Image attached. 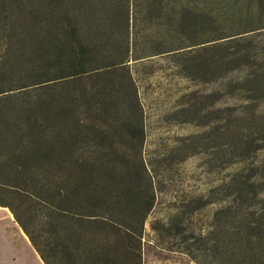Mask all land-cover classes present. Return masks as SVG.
Here are the masks:
<instances>
[{
    "label": "rangeland",
    "instance_id": "rangeland-1",
    "mask_svg": "<svg viewBox=\"0 0 264 264\" xmlns=\"http://www.w3.org/2000/svg\"><path fill=\"white\" fill-rule=\"evenodd\" d=\"M18 1L0 0V174L57 157L34 197L0 198L37 243L0 208V264H40L38 246L51 264H264V0H66L67 65L34 85L50 17Z\"/></svg>",
    "mask_w": 264,
    "mask_h": 264
},
{
    "label": "trees",
    "instance_id": "trees-1",
    "mask_svg": "<svg viewBox=\"0 0 264 264\" xmlns=\"http://www.w3.org/2000/svg\"><path fill=\"white\" fill-rule=\"evenodd\" d=\"M5 1L2 4L3 6H7L5 4ZM34 2H37L39 7L38 10L42 12V15H45L47 17H50V22L45 23V31L47 36H51L53 38L52 41V47L54 48L53 55L55 54V60L52 65L49 64H43L41 62L36 64L31 68V73H28L29 77H33L34 81H37L34 84H42L54 81L55 79H58L55 76H49L51 75V69L54 67H64L67 65V52L69 50L70 44L66 40V36L69 32V23H68V14L67 11L69 9V5L66 2V0H36ZM33 2H27L26 0H19L17 3L12 4L11 7L15 9L17 6L18 8L22 7L26 9L29 7ZM79 4V2H77ZM8 7V6H7ZM4 8V7H3ZM14 25H17L15 23ZM8 36V35H7ZM9 40L5 47H7V50L10 52L13 49L14 43L12 42V38L9 35ZM45 39V38H44ZM11 41V42H10ZM44 46V44H43ZM43 50V47H42ZM66 75L64 77L70 76ZM2 77H5L4 75L0 76V90L2 92L8 91L10 86L7 83L10 82V78H7V82H5ZM47 77V78H46ZM46 78V79H45ZM61 79V77H59ZM29 85L23 86L27 87ZM19 124L18 121H13L11 123H6L5 128L8 130H13L16 128V126ZM18 158L15 162V168L14 172L12 174L1 172L0 174V198L3 197V195H8L7 193H17L21 195H27V197H34V188L29 189L27 188L30 184H35L39 180V178L46 174L49 170V166L52 163V159H54L57 156H14ZM47 164V166H43ZM264 168V164H263ZM264 170V169H263ZM264 176V175H263ZM264 179V177H263ZM56 194H60L61 189H56ZM7 192V193H6ZM38 199H42V201L51 208H58L52 205L46 198H44L41 195L37 194ZM9 201V200H8ZM0 206L2 207H8L14 214L16 221L18 224L24 229L26 234L28 235L30 241L34 244V246H37L36 240L34 239L33 235L29 233V230L27 229V226L22 221L20 215L16 211L15 208H13V201H4L0 202ZM63 212H66V209L62 207L61 209ZM261 215L259 218V221L254 225L255 229H257L258 234V240L259 242L263 243L264 247V198L261 201ZM252 225V224H251ZM249 229L252 231L251 226H249ZM39 252L42 260L45 264H51L48 260L49 256L44 252L39 246L36 248Z\"/></svg>",
    "mask_w": 264,
    "mask_h": 264
},
{
    "label": "crops",
    "instance_id": "crops-1",
    "mask_svg": "<svg viewBox=\"0 0 264 264\" xmlns=\"http://www.w3.org/2000/svg\"><path fill=\"white\" fill-rule=\"evenodd\" d=\"M0 208H3V207H0ZM3 209H5L7 212H8V215H9V217H10V220H12L13 219V215H12V213L10 212V210H7V208L5 207V208H3ZM1 210V209H0ZM28 239V238H27ZM26 238H24V241H25V243H27L28 244V240H27ZM31 251V253L35 256V259H36V261L37 262H39L40 264H44V262H43V260L41 259V257H40V255H39V253L36 251V250H30ZM17 253H19V251L18 250H16L15 252H12L11 253V255H16ZM1 254H3V252H2V250H0V255Z\"/></svg>",
    "mask_w": 264,
    "mask_h": 264
}]
</instances>
